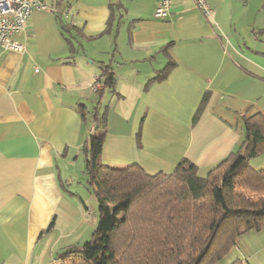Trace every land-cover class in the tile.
I'll return each mask as SVG.
<instances>
[{
  "label": "crops",
  "instance_id": "crops-1",
  "mask_svg": "<svg viewBox=\"0 0 264 264\" xmlns=\"http://www.w3.org/2000/svg\"><path fill=\"white\" fill-rule=\"evenodd\" d=\"M157 1L44 0L11 36L24 49L0 46V264H60L86 235L94 113L103 162L171 173L187 159L199 174L264 115V0H208L210 19L192 0L156 18Z\"/></svg>",
  "mask_w": 264,
  "mask_h": 264
},
{
  "label": "trees",
  "instance_id": "trees-1",
  "mask_svg": "<svg viewBox=\"0 0 264 264\" xmlns=\"http://www.w3.org/2000/svg\"><path fill=\"white\" fill-rule=\"evenodd\" d=\"M102 76L104 87H112L113 74L104 68ZM93 120L84 151L96 226L89 240L66 247L60 264H218L241 233L264 229V166L251 164L264 152L261 112L245 117L240 148L205 174L187 159L171 173H149L135 162L107 164L101 156L105 117L94 113ZM125 227L130 232L119 243Z\"/></svg>",
  "mask_w": 264,
  "mask_h": 264
},
{
  "label": "built area",
  "instance_id": "built-area-1",
  "mask_svg": "<svg viewBox=\"0 0 264 264\" xmlns=\"http://www.w3.org/2000/svg\"><path fill=\"white\" fill-rule=\"evenodd\" d=\"M175 0H158L153 11L156 18L166 17ZM195 7L205 18H211L212 9L208 0H192ZM44 0H0V46L4 49L22 51L24 44L12 39V35L26 28L34 10L46 9ZM37 71V69H36ZM100 77L95 76L93 91L101 87Z\"/></svg>",
  "mask_w": 264,
  "mask_h": 264
},
{
  "label": "rangeland",
  "instance_id": "rangeland-1",
  "mask_svg": "<svg viewBox=\"0 0 264 264\" xmlns=\"http://www.w3.org/2000/svg\"><path fill=\"white\" fill-rule=\"evenodd\" d=\"M251 164L255 168L264 166V152L252 159ZM88 196L89 197L85 200V206L82 203L79 204V208H81L82 211H87L88 217L90 218V220H88V231L86 232V235H84L80 244L91 238L97 221V200L92 192H89ZM93 217L94 220L92 222L91 220ZM90 227L93 228L90 229ZM129 232L130 229L125 227L118 236V239H120L119 243H124L125 237ZM236 244L237 245L233 246L229 253L225 255L218 264H229L236 259L244 260L245 264H264V229L259 231L248 230L241 233L237 238Z\"/></svg>",
  "mask_w": 264,
  "mask_h": 264
}]
</instances>
